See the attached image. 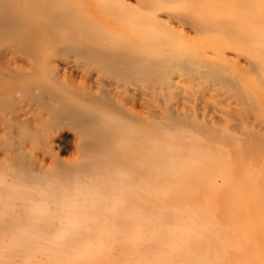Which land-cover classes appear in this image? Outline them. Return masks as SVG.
<instances>
[{"label": "rangeland", "instance_id": "obj_1", "mask_svg": "<svg viewBox=\"0 0 264 264\" xmlns=\"http://www.w3.org/2000/svg\"><path fill=\"white\" fill-rule=\"evenodd\" d=\"M15 1L16 0H0V204L3 205H0V231L1 228H3L2 230H4L3 232H5L6 235L9 233L8 237L5 235L6 238H4L5 236H1L3 232H0V244L2 243L1 245L4 247L5 243L3 242H8L6 243L7 250L12 247L14 250V248L20 245V241L31 233H26L30 231L28 230L30 227L33 228L31 231H36L35 229L38 230L36 227L40 226V231H36L39 233L40 237H37L43 240L44 238H42V236L48 234L49 239L51 237L49 243L51 245L53 243L52 246L55 245L53 249H55L56 246L57 248L61 247V245H56L57 242H54L56 240L54 236L57 233L53 231H56L57 229V232L61 230L59 233L62 232V230L65 234L66 232L69 233V231L66 230L67 226L60 222L58 216H60L59 214L62 212L60 208L63 209L62 205L65 198L66 202L69 201V204H73L70 203V200H74L73 193H69L70 191L68 192V189L70 190L71 186V190L74 191L73 188L75 184L73 185L72 183H74V181L76 182V179L72 176L71 178L73 181L70 178L68 179L67 177H69L68 175L70 174L66 173L70 170L68 173L77 177V182L79 181L80 183L76 182V184L84 183L85 186H87V184L89 186L90 183L88 181L85 182V179L89 176L86 174L92 173L91 171L88 172V166L90 165V170L95 171V169L91 166L94 164L92 161L99 159L100 155L104 158L105 156L103 157V154L109 156L108 158L105 157L108 162H112L114 160L112 158L116 156L126 154L127 156L124 155L123 158L126 159L127 157V160L123 159L119 161L118 158L121 157H116L117 159L115 160L121 162V165L124 162L122 166L125 167V170L123 172L126 177H131L129 180L132 181V183L136 184L137 181L134 182V180H137L139 177H143V179L141 178L142 181L147 184L143 189V193H145L150 203H153V193L155 192L152 189L155 182H159L162 179V176L159 171L157 172L155 170L156 166H154L155 164L151 162L152 158L148 157L150 159L149 160L144 152L148 150V148H154V146L157 147L162 144L161 142L165 140V138H163V134L166 136V134L169 133L171 137L172 135H174L173 137H177L178 132L181 131L185 134L182 133L181 136L183 137H178L179 139L177 138L175 142L181 146V155L185 157L187 154L186 150L188 151L186 145H184L185 141L186 144H188V138L190 136H195L194 133L198 132L196 133V137L200 136L199 138L202 139H200L201 141L199 143L201 148L205 145V142L208 144L206 138H213L214 135L218 141L222 142L223 139V142H220L221 144L219 145L217 143L218 141L214 140L216 141L215 144L212 140L213 143H210V138L208 144L209 146L211 144V146L215 145V148L220 146L222 151L224 149L223 155L225 150H227L229 151L227 152L229 154L225 152V155H228L231 158L235 155L237 160L233 157L232 160L234 163L230 162L232 163L230 164L228 160L226 164V162L223 161L225 162L223 163V168H228H224L225 170H223L224 175L222 190L224 193H222L224 196L222 195L221 199L224 201V203L221 201L223 205L221 206L223 207V218L225 216L223 223L229 225L228 223H230L229 221L231 219L230 214L228 213L234 210V205H236L237 210L235 209L236 211H234L237 213L236 215H238L237 217L239 218V227L244 228L245 226L246 228L244 229L247 231L249 230L248 232L244 229H240L239 231V227L237 228V236L239 237L238 241L241 246L236 254V256H238L237 260H239V264H247L248 260L250 264H264V243H262L264 242V239H262L264 235V97L261 99L258 98L259 100H255V98H252L251 95H248L250 93L245 90V92H243V89H240V85L238 86V83L235 82L237 80L235 77L240 78L239 75H241V77L244 75L246 78L249 75H251L249 77L254 76V70L252 71L253 67L249 64L248 60L243 58L245 56L237 58L230 54L228 56L227 63L224 65L216 64V61L214 60L215 58L212 55L211 57H208L210 53L207 54L205 53L204 48L202 49L204 39L202 40V37L196 38V36L188 29L186 21H188L187 19H189L192 14L202 16L200 9L195 7V5H192L193 3L190 0L189 2L185 0H176L175 5H173L175 0H172L171 2H169V0H158V4H156L155 0H151V2L148 0H141V2L139 0H136L137 2L135 0H122L126 1L124 3L122 1L120 2V0H23L25 6H31L29 8L31 9V15L29 18H24L19 13L16 14V7L14 6V9L12 8ZM140 3H143L142 6H146V8H142ZM159 3L161 5L164 3L163 7ZM123 4L124 6H122ZM138 6H140L141 9H139L140 7ZM180 6L182 8H179ZM152 7H154V9ZM148 8L150 12L147 11ZM176 8L178 13L175 12ZM185 8H187V10ZM190 9L193 11L191 12ZM217 9L216 12H220L222 10L220 8ZM123 10L127 14L125 12L124 14ZM142 10H145L144 13L148 15L157 13L159 15V12L168 15L165 16L162 13L159 15L163 18V20L166 17L165 21L168 25L165 24L164 29L163 25L157 27V30L160 31L156 32L155 22L151 21L152 15H150V18L148 17V20L147 17H145L148 15L143 14ZM165 10H168L166 11L167 14L165 13ZM170 10H172L174 14H172ZM179 10L182 12L179 13ZM184 10H189L191 13L185 12ZM135 12L138 13L139 17ZM185 13L186 15L183 16ZM188 13H190L189 17ZM168 17L170 18V21ZM179 18H186L185 20L182 19V21L184 20L183 24H186L184 33L177 31V28L175 29L176 32L173 30V28H175L173 27V23L178 22ZM175 19H178V21ZM140 21H142V23ZM148 21L150 23H147ZM169 23L172 26H170ZM133 24H139V26L137 25L139 28L136 29L137 26L134 27ZM144 24H146L147 27H145ZM151 24L153 25V28ZM140 27H143V29ZM162 29L164 32L161 31ZM143 31L147 33L144 34ZM172 31L173 33H176H174L176 37L171 33ZM245 41L246 40L243 42L245 43ZM196 43L201 44H199V46L196 45ZM242 43L240 44L241 47L243 45ZM151 44L154 45L151 46ZM245 45L246 47L249 46L247 44ZM198 47L202 50V52L198 49ZM246 49H249L247 50V53L250 55L252 53L251 49ZM190 54L192 57H187ZM193 54H197L198 57ZM199 55H201L200 57H203V60L199 58ZM188 59L195 62H199L198 60L200 59L201 65L200 63H197L198 66H193L188 62ZM212 60L215 62L213 63ZM247 63L249 65H247ZM214 64H216V67ZM210 67H212L211 69L214 67L217 69L214 68L216 71H213L214 69L211 70ZM213 102L218 105L215 106ZM253 102L256 104H253ZM210 103L211 105L212 103L214 105L211 106ZM213 106H215V108L217 107L216 111L219 115L224 116L223 122L214 118L213 115L217 114V112L215 109H212L214 108ZM220 109L224 114L219 113L221 112ZM203 114H210L213 117L210 116L211 119H209V115L207 117L203 116ZM225 114L228 115L225 116ZM229 115L231 116L229 117ZM202 116L204 117V120L207 121L209 119L211 121V123L210 121H208L209 123L207 122L210 125H208L206 121H202ZM185 117L187 118L185 119ZM188 117H190V119ZM230 118H233L234 121ZM191 120L192 122L194 120L192 125V122H190ZM212 122L216 125L212 124ZM226 124H229L230 126L228 125L227 127ZM236 124L237 128H232V126ZM173 126L177 127V129H174ZM210 126H213V128ZM215 126L218 129H214ZM201 127H207L206 132L207 130H210L207 132L208 134ZM116 128L119 129L116 130ZM170 128L171 132L169 131ZM182 128L184 129L183 131ZM210 128L212 129V132ZM186 130H189L191 135L190 132H185ZM161 131L163 134H161ZM209 133L212 135H209ZM186 134L188 136H186ZM197 134L199 136H197ZM202 134L205 135L203 136ZM127 135L129 137L131 136V139ZM155 135L158 138H156ZM146 137H148L147 142L145 141V139H147ZM143 138L144 142H140V139L143 140ZM230 138L234 140L232 141ZM178 140H181V143H179ZM203 140L204 144L202 142ZM235 140L237 143L234 142ZM110 143L112 146L109 145ZM145 143H148L147 146L149 147L147 148L146 146L147 149L143 146H137L138 144L146 145ZM182 145H184L185 148H182ZM232 145L236 149L234 152L232 150L234 149L232 148ZM211 146L209 147V150L214 148ZM224 146H226V148ZM141 147L146 150L144 149L145 151H143ZM109 148L111 149L110 152L108 151ZM131 148L133 153L135 152V149L138 151L140 150V153L142 150V153L140 154L137 151L136 153L139 155H136L135 153L134 156L131 153ZM183 149H185L184 151L186 154H184ZM213 150L211 152H214ZM237 152L238 154H236ZM110 153H112L111 156L113 154L115 156L113 155L114 157H111ZM140 156L146 159L143 160V164L145 165L142 166L148 167L144 169L143 173L141 172L143 171V167L140 166V164H142V158L140 159ZM229 157H227V159ZM223 158H226V156H223ZM105 159H103V161ZM137 159L140 161L138 162ZM132 160L136 161L135 164H137V166L133 165L134 163ZM107 161L104 163H108ZM145 161L151 165H147ZM128 162L133 163V172ZM115 163L118 164L117 161H115ZM228 163L230 165H228ZM151 166H153L154 169ZM85 168L88 171H86ZM229 168H231L232 172ZM79 170L83 173L82 176ZM116 170L117 169L113 170V172ZM65 171L67 172L65 173ZM85 171L87 173H85ZM225 171L232 176L225 174ZM81 177H85V179L83 178L84 180H82ZM231 177L236 180H231ZM62 178H65L64 180L66 181L68 179V182H71L70 186L65 184L69 187H66V189L68 188L66 194L62 193V190L65 189L64 182H66L60 181ZM228 178H230V180ZM95 181V179L90 181L92 184V186L90 185V188L94 187L93 183H95ZM138 181H140V179H138ZM229 181L230 184L233 185L232 187L228 185ZM231 181L232 183L234 181L236 182L232 184ZM97 182L101 184H112L113 181H107L106 176H103V178L97 180ZM56 183H58V185ZM88 186L87 188L90 189ZM59 187H61V190ZM52 188L53 190H51ZM87 188L85 187V189ZM226 188L229 189V191H227ZM85 189L83 190V187H81V191L83 190L84 193L88 190ZM233 189L235 193L230 192ZM133 190L134 189L132 188L129 189L130 195H128V199L137 198ZM63 191L66 192L65 190ZM83 191L82 195L84 196ZM231 193L236 196L233 197ZM48 194L51 195L50 197L53 196L52 198L54 199V202L52 199V202L49 201L50 197ZM63 194H65V198ZM21 195L24 199H26H21ZM82 195H80V198ZM9 196L11 197V200ZM41 196L43 197V202H41ZM86 196L88 197L87 193L84 197ZM17 197L21 200H18ZM92 197H90V199H97L96 204L102 207V205H100V200L98 202L97 195ZM27 198L30 200L26 201ZM228 198L229 200L226 201ZM2 199L7 200L8 202L6 201L5 203ZM55 199H57L56 203L57 201H60L61 203L57 204L58 206L61 205L59 207V212L54 211L55 209H58V206H55L53 209ZM44 200H46L48 204H45L46 202ZM20 201L23 204L25 201L26 203H29L30 201H33L34 203L31 204L32 206H30V203H25L28 206L25 205V208H23V204L22 207L21 203L19 204ZM48 201L51 203L52 207ZM35 203L36 206H34ZM230 203H233V205L231 204L232 209L231 205L229 206ZM37 204L38 206L40 204V208L42 207L44 209L43 211L46 212H44L45 216H47L46 218L43 213V217L40 216L41 219L40 217L35 216L37 211L33 210L39 209ZM41 204L44 205L42 206ZM227 205L228 208H226ZM5 206L8 207V210L6 208H2ZM27 207L29 211L30 209L32 210L27 213L23 212L27 210ZM42 208L40 209V212L38 210V213L42 212ZM47 208H49V210ZM4 209H6V211ZM32 211L33 213L35 212V215L31 214ZM52 211H54V214ZM224 211H226V213ZM27 215L29 216V219L24 217ZM31 215L35 219V221L33 219V222H31L32 218L30 219ZM49 215H53V220ZM226 215H229L228 218L230 220L226 218ZM260 216L262 217L259 218ZM11 217L15 218V220L18 218V222L22 217L19 223H21V225H23L22 223L24 221V223H28V231L26 230L28 224H24L25 228L24 226L22 228L20 226L18 227L19 223L17 221L15 223L14 219H10ZM48 217L51 219L47 220L49 219ZM254 219L256 221H253ZM126 222L125 217L118 221L119 225L125 224ZM246 222L249 223L246 224ZM8 223L9 227H13L10 228L11 230L6 226ZM10 223H12V225H10ZM15 224H17L18 228L15 227ZM42 224L44 226L47 224L48 226L53 225L55 226V230H50V232L43 234L42 230L45 227ZM249 224H253L254 226H251L252 231ZM226 225L224 227V237L227 242V238L229 236V226L226 227ZM41 227L43 229H40ZM52 228L54 229V227L51 226V229ZM7 230L10 231L6 232ZM21 230L23 233L25 230V235ZM94 231L95 232H93V234L96 232L99 234L98 231ZM13 232L15 235H13ZM36 232L31 233L27 238L32 239V234H34V240L39 241V238H36ZM245 232L247 234H245ZM68 233L66 238L69 239L72 233L70 232V235ZM249 233L252 235L250 234V236ZM20 234H23L24 236H20ZM65 234L61 233L63 239H65ZM244 234L248 238L249 236L252 237L254 235L252 238H255V242L257 241L259 247H257L258 245L255 246L256 243L253 242L254 240H252V238L251 242H249L251 244L247 242L248 238L244 241ZM62 236L59 238V241ZM13 239L16 240V243L19 242L17 246H14L16 244ZM24 240H26V238ZM30 241L32 242V240ZM45 241L48 242L46 238L44 239V243ZM62 241L63 240L61 239L59 243L64 244ZM26 242L27 240L21 242V245H28L29 243L31 246L34 245L31 244V242ZM246 242L248 245L245 246V248L244 245ZM9 243L12 244L10 245ZM1 245L0 248L2 250ZM8 247L10 248L8 249ZM257 248H260V252H257ZM30 249L31 248L28 250ZM245 249L247 251H252L254 249V253L252 252L250 255V252L248 253ZM247 253L249 255H247ZM245 254L248 258H245ZM258 254L261 255L259 256L260 259L256 256ZM262 255L263 260L261 261ZM255 256L258 257V259H255ZM33 264L43 263L33 262Z\"/></svg>", "mask_w": 264, "mask_h": 264}, {"label": "bare ground", "instance_id": "obj_2", "mask_svg": "<svg viewBox=\"0 0 264 264\" xmlns=\"http://www.w3.org/2000/svg\"><path fill=\"white\" fill-rule=\"evenodd\" d=\"M21 1L16 0L14 5H12V8L14 9V6H15L17 9L16 14L19 13L22 17L29 18L31 15V9H29V8L31 6L27 7L24 5L23 0H21ZM121 1L122 0H120V2ZM139 1L141 2V0H139ZM148 1L151 2V0H148ZM155 1H156V4H158V0H155ZM171 1L172 0H169V2H171ZM185 1L189 2V0H185ZM190 1H192V3H193L192 5H195V7L200 9V12H202V14H201L202 16H198L197 14L196 15L192 14V16L189 17V14L193 10L191 11V9H190L191 12L189 10L188 11L184 10L185 12H190V13H188L189 19H187L188 21H186L187 25H188V29L192 34H194L196 36V38L202 37V40L204 39V41L202 43V49L204 48L205 53H207V54L210 53V55H208V57L209 56L211 57V55H212L215 58L214 60L216 61V64L224 65L227 63L228 56L230 54L234 55L237 58H241V57L245 56L243 58H245V60H248L249 64L252 65V67H253V68L252 67L251 68H252V71L254 70V76L249 77V76H251V75H249L248 76L249 78L248 77L246 78V76H244V75L242 77H241V75H239L240 78L235 77V79H237L235 82L238 83V86L240 85V87H241L240 89L241 90L243 89V92L247 91L248 93H250L248 95H251L252 98H255V100L258 98H260V99L263 98L264 97V0H190ZM122 2L124 3L126 1H122ZM142 4H141V6H142ZM162 4L164 5V3H162ZM175 4H176V0L173 2V5H175ZM163 5H161V6L163 7ZM186 5H188V4H186ZM122 6H124V4ZM138 7H140V6H138ZM171 7H173V6H171ZM142 8L145 9L146 6L145 7L142 6ZM152 8L154 9V7H152ZM179 8H182V7L180 6ZM187 8H190V7H187ZM187 8H185V9L187 10ZM217 8H220L222 10L221 11L219 10L220 12H216ZM139 9H141V7ZM166 9H167V7H166ZM121 10H122V8H121ZM142 11H143L142 12L143 14H146V13H144L145 10H142ZM147 11H149V8L147 9ZM166 11H168V10H165V13L167 14ZM177 11L178 10L176 8L175 12H177ZM124 12L125 11L123 10V13ZM170 12H172V10H170ZM181 12L182 11H180L179 13H181ZM152 13H154V12H152ZM155 13H157V12H155ZM160 13H162V12H159V15H160ZM136 14L138 16V13H136ZM162 14H164V13H162ZM172 14H174V13L172 12ZM146 15H148V14H146ZM150 15H152V14H149L148 16H145V15L144 16L147 17V19L149 20V18L151 17ZM159 15L157 13V14H153L151 17V21L155 22L156 30L158 29L157 27H160L162 25H163V29H164V25L167 24L165 21L166 17L163 20V18H161ZM169 15H170V13H169ZM185 15H186V13L183 16H185ZM133 16H135V15H133ZM165 16H168V15H165ZM178 16H181V15H178ZM14 18H15V16H14ZM176 18H177V16H176ZM180 18H179V21H178V19L177 20L175 19L178 22L173 23V25H174L173 27H175V28H173V27L172 28H173V30H175L177 28V31L184 33L186 24H183V21L186 18H182V19H184L183 21ZM168 19L170 21L169 17H168ZM26 20H28V19H26ZM29 21H30V19H29ZM140 22L142 23V21H140ZM147 23H150V22L148 21ZM133 25H134V27H136L137 25L139 26V24H133ZM144 25H145V27H147L146 24H144ZM169 25H170V23H169ZM179 25H181V26H179ZM138 26L136 27V29L139 28ZM141 26H143V25H141ZM170 26H172V25H170ZM131 27H132V25H131ZM140 28L143 29V27H140ZM152 28H153V25H152ZM161 28H159V29H161ZM172 28H171V30H172ZM142 29H140V30H142ZM163 29L161 31H163ZM165 30H167V29H165ZM159 31L160 30H157L156 32H159ZM175 32H176V30H175ZM40 33H41V31H40ZM146 33L144 32V34H146ZM148 33H149V31H148ZM171 33L174 35L173 31ZM169 34H170V32H169ZM185 35H187V34H185ZM145 36H147V35H145ZM165 36L168 37L167 35H165ZM174 36L176 37V35H174ZM182 37H184V36H182ZM177 40H178V37H177ZM186 40H187V38H186ZM244 40H246L245 43L243 42ZM241 43L243 44L242 47L240 46ZM199 44H201V43H199ZM199 44L196 43V45H199ZM245 44L249 45L250 47L249 46L246 47ZM152 45H154V44H151V46ZM246 48L251 49L252 53L250 55H249V53H247V50H249V49H246ZM198 49H200V48L198 47ZM189 51H187V52H189ZM200 51L202 52L201 49H200ZM207 54H205V55H207ZM193 55L197 56V54L196 55L193 54ZM189 56L192 57L191 54L188 55L187 57H189ZM200 56L201 55H199V58H201L203 60V57H200ZM193 60L188 59V62L191 63L193 66H198L197 63H200V65H201L200 59L198 60L199 62H197V61L195 62ZM214 60H212L213 63L215 62ZM190 61H192V62H190ZM212 61H210V62H212ZM194 62H195V64H194ZM210 64H212V63H210ZM216 64H214L215 67H216ZM249 64L247 63V65H249ZM203 68H205V67H203ZM211 68L212 67H210V69ZM213 69H211V70H213ZM215 69H217V68H215ZM215 69L213 71H216ZM218 69H219V67H218ZM221 69H222V67H221ZM224 75H226V74H224ZM228 77H230V76H228ZM243 92H242V94H243ZM213 103H212V105H214V104H215V106L218 105L216 103H214V104ZM254 103L255 102H253V104ZM210 105H211V103H210ZM215 106H213L214 108H212V109H215V111H216L217 107L215 108ZM220 111H221V109H220ZM206 113H209V112H206ZM219 113H223V112L221 111ZM210 114H206V115L203 114V116L208 117V115H209V119H211ZM227 115L228 114H225V116H227ZM203 116H202V118H203L202 121H206V120H204ZM213 116H214V118H216L217 120H220L221 122L224 121V116L219 115L218 112H217V114H214ZM213 116H211V117H213ZM230 116L231 115H229V117ZM186 118L187 117H185V119ZM188 118L190 119V117H188ZM193 119H194V117H193ZM195 119H197V118H195ZM209 119L206 121V123L208 121H210ZM230 119H233V118H230ZM230 119H228V120H230ZM233 121H234V119H233ZM190 122H192V120ZM193 122H194V120H193ZM193 122L191 123V125L193 124ZM210 123H211V121H210ZM218 123H219V121H218ZM196 124H194V125H196ZM212 124H215V123L212 122ZM229 124H231V123H229ZM229 124H226L227 127ZM208 125H210V124H208ZM208 125H205V126H208ZM238 125H241V124H238ZM199 126H200V124H199ZM119 128H116V130H118ZM173 128L177 129V127H175V126H173ZM201 128L204 129L206 132L207 127L206 128L201 127ZM211 128H213V126ZM229 128H231V127H229ZM232 128H237V124L233 125ZM238 128H239V126H238ZM214 129H218V128H216V126H215ZM170 130H171V128L169 129V131ZM183 130L184 129L182 128V131ZM231 130H233V129H231ZM209 131L207 130V132H209ZM214 131H216V130H214ZM164 132H166V131H164ZM180 132L181 131L178 132L177 137L176 136L173 137L174 135H172V137H171V135L169 133H167V134L165 133L166 134V136H165L162 132L161 134H163V138H165V140L163 142H161L162 144H160L157 147L152 145V146H154L155 149L153 147L148 148L149 147V146H147L148 143H145L146 145H139L140 143L137 145L138 147L143 146L145 148L147 146L148 150H146L147 148L145 149L142 147H141V149H143V151L146 150L144 152L145 155L147 156V158L148 157L152 158L151 162L155 164L154 165V166H156L155 170L157 172L159 171L161 176H162L161 177L162 179L160 178L161 180L159 179L160 180L159 182H155V185L152 189L155 192V193H153L154 194L153 195V200H154L153 203H150V201L146 197L145 193H143V189L147 185L144 181H142L143 177H141L142 178L141 179L138 176L139 177L138 179H140V181H138V179L134 180V182L137 181L135 184L129 180V178H131V177L128 178L125 176V173L123 172L125 170V167L122 166L124 162L122 161L123 163L121 165V162H119V161L125 159L123 157L126 154H123L121 156H116L117 158L121 157V158H118L119 161L115 160L117 158L114 157L115 156L114 154H113L114 156L112 155L114 157L112 159L117 161L118 164L115 163L114 160L113 161L111 160L112 162H108L106 159L109 156H106V154H103V157L104 156L107 157L106 159H105V157L102 158L101 155L99 154L101 159L99 157H98L99 159L96 158L97 160L92 161L94 164L91 165L93 167V169H95V171L90 170L91 167L89 165L88 166L89 171L86 168H85V170L88 172L91 171L92 173L86 174V175H89L87 177V179H85V177H83L85 179V182L88 181L91 186H92V184L90 181H92L93 179L96 180L95 183H93V186H94L93 188L92 187L90 188V185L88 186V184H87V186L90 188V189H88L84 183L83 184H76L77 177L73 174L71 175V173H68L70 170L68 172L65 171V173L67 172L66 174H70V175H68L69 177H67V176H64V177H67L68 179L70 178L72 181H73V179L71 178V176L74 179H76V182L74 181V183H72L73 185L75 184V186H74L75 189L73 188L74 191L71 190L72 189V187L70 186L71 182H68V179H67V181L64 180L65 178L64 179L62 178L63 180L60 179V181H63V182L66 181V182H64V185L66 184V185L70 186V188H71L69 190L68 186L63 185L65 188V189H63V187L61 185L62 189L66 191V192H64L62 190V193L66 194L67 189H68V192L70 191L69 193H71V192L73 193V199L74 200H70V203H73V204H69L68 203L69 201L66 202V198L64 196L65 194H63V196L65 198V200H63V205H62L63 209L60 208V210H62V212H61V214L58 213L60 215V216H58L60 222H62L63 224H65L67 226L66 230H68L69 233L66 232V234H65V232L63 233V230H62V232L59 233V231H61V230H59L57 232V229H56V231H53V230H55V226L51 225L52 227H54V229L53 228L51 229V226L50 225L48 226V224L46 226H44L42 224L45 228L43 229L41 227L40 229H43L42 230L43 234L50 232V230L57 233L54 236L56 239L54 242L55 243L57 242L56 245H61V247L57 248V246H56L57 249L56 248L53 249L55 247V245L52 246L53 243H52V245L49 243V240H51V237L49 239V237H48L49 235L46 234L48 237V239H47L46 235L42 236L43 234L41 233L42 235L41 234L40 235L42 236V238H44V239L46 238V240H48V242L45 241V243H44V239L42 240L41 238H39L40 237L39 233L36 232L39 230L40 226L36 227V228H38V230L37 229H35L36 231L33 230L34 232L37 233L36 238H39V241L34 240V237H35L34 234H32L33 235V238L31 237L32 239H30V238L28 239L27 237L31 233H34L33 231H31L33 228L32 227L29 228V224L24 223L25 221L22 223L23 225H21V223H19L23 216L21 217V219L19 218L20 219L19 222L17 221L18 218L15 220V218L11 217L10 219H14L15 223H16V221L19 223L18 227L20 226L22 228L24 226V228H25V225L28 224L26 227V230L29 228L28 230H30V231L26 232V233H30V232L31 233L29 235L27 234L28 236L26 235L27 237H24V239L26 238V240H27L26 243L31 242L30 240H32L31 244H34V245L31 246V245H29L30 244L29 243L28 245L22 244V245H27V246H22L21 242L26 241L23 239L20 241V245L18 247L14 248V250H13V247L11 248L12 250L9 249L10 247H8V249L10 250L9 251V250H7V247H6V243H8V242H3V243H5V245H4V247H6L5 249H3L4 247H3V245H1L2 244L1 243L0 245L2 246V250L0 248V263H4V264H33V262H35V263L41 262L43 264H239V262H238L239 260H237L238 256H236V254L238 253V249L241 248V246L239 244L240 242L238 241L239 237L237 236V230L239 229V231H240V229H244L246 227L245 226H244V228L239 227V225H240V224H238L239 218L237 217L238 215H236L237 213L235 212L237 210L236 205H234L235 206L234 208L236 210L233 208L235 211L232 210L231 212L229 211L230 213H228V214H230L231 220L228 218L229 215L228 216L226 215V218L230 220V221L228 220L230 222V223H228L229 225H226V223L224 224L223 219L225 218V216L223 218V210H222L223 207H221V206H223L222 202H221L223 200H221V199H222V195L224 193V191L222 190L223 175H224L223 170L228 169L227 167H224L225 169L223 168V163L226 162V164H227L228 160H229V163L230 162L234 163L232 158L234 157V159H236V157H235V155H233L231 158L228 155H225V152L226 153L229 152L227 150H225L224 155H223L224 149L222 151L220 146L215 148V145L211 146L212 145L211 144L210 146L214 147L213 148L214 150L213 149L209 150L210 146L208 144H209L210 138H211L210 143H213L214 140L218 141L215 138L216 136H214V135H213V138L209 137L207 135L209 137V138H206V141H208V144H206V142H205V145L203 146L204 148L203 147L201 148L199 143L202 139L199 138L200 136L198 134H197V136H199V137H196V133H198V132L194 133L195 136H190L188 138V144H186V141H185L184 145H186L188 151L186 150V152H187V154H186L184 151L185 149H183L184 154H186V156L184 155L185 157H183L181 155V151H180L181 146L175 142V140L178 137H181V138L183 137L181 135L184 132H181V133ZM185 132H190V131L186 130ZM205 132H203V133H205ZM211 132H212V129H211ZM168 134L170 135V137ZM215 134H217V133H215ZM219 134H221V133H219ZM222 134H224V133H222ZM227 134H225V135H227ZM156 135H157V133H156ZM190 135H191V132H190ZM209 135H212V134L209 133ZM158 136H160V135H158ZM186 136H188V135L186 134ZM222 136H224V135H222ZM227 136H229V135H227ZM234 137H236V136H234ZM110 138H112V137H110ZM129 138L131 139V136ZM146 138L147 139H145V141L147 142L148 137H146ZM156 138H158V137L156 136ZM132 139H134V138H132ZM183 139H185V138H183ZM109 140H111V139H109ZM140 140H139L140 142H144V138H143V140L142 139H140ZM236 140L234 142L237 143ZM216 141H214L215 144H216ZM158 142H160V141H158ZM202 142L204 144V140ZM220 142L221 141H218L217 143L220 145L223 142V139H222V142L221 143ZM227 142H229V141H227ZM179 143H181V140L179 141ZM203 144H201V145H203ZM228 144H230V143H228ZM109 145H111V143ZM175 145H177V146H175ZM184 145H182L183 146L182 148H185ZM221 146H223V145H221ZM134 147H135V145H134ZM224 147L226 148V146H224ZM230 147H231V145H230ZM232 148H234L233 145H232ZM110 150L111 149L109 148L108 151L110 152ZM131 150H132V148H131ZM212 150L214 152H211ZM232 150L234 152V150H236V149L234 148ZM101 151H103V150H101ZM137 151L138 150L135 149V152L133 153V150H132L131 153L134 155ZM244 151L249 153L246 150H244ZM111 152H113V151H111ZM138 153H140V150L138 151ZM138 153H136V155ZM141 153H142V150H141ZM111 154L112 153H110V156H111ZM182 154H183V152H182ZM227 154H229V153H227ZM236 154H238V152ZM108 155H109V153H108ZM223 156H226V158H223ZM230 156H231V154H230ZM227 157H229V158L227 159ZM141 158L142 157L140 156V159ZM103 159H105V160L103 161ZM133 159H134V157H133ZM144 159L145 158H142V164H140L141 162L139 163L140 166L145 165V164H143ZM223 159H225V160H223ZM226 159H227V161H226ZM125 160H127V157ZM137 160H138V162L140 161L139 159H137ZM236 160H234V161H236ZM106 161L108 163H104ZM128 161H131V160H128ZM223 161H225V162H223ZM135 162L136 161H133L134 164L132 162L131 163L128 162L130 164L131 169L133 168L132 164L137 166V164H135ZM145 163H146V161H145ZM229 163H228V165L232 164V163H230V164ZM146 164L149 166L151 165L148 163H146ZM231 166H233V165H231ZM151 167L154 169L153 166H151ZM130 168H129V170H130ZM135 168H137V167H135ZM138 168H139V166H138ZM145 168H148V167L145 166V167H143V171H141V170L140 171L143 173ZM115 169H117V170L114 171L115 172L114 173L113 170H115ZM229 169L231 170V168H229ZM86 171H85V173H87ZM227 171H229V170H227ZM79 172H80V170H79ZM132 172H133V169H132ZM231 172H232V170H231ZM72 173H73V170H72ZM80 173L82 176L83 173L82 172H80ZM134 173H135V170H134ZM136 173H138V172H136ZM77 174H78V172H77ZM225 174H229V173H226V171H225ZM231 174H233V173H231ZM140 175H142V174H140ZM103 176H106L107 181H113L112 184L98 183L97 180L102 179ZM229 176H232V175L229 174ZM61 177H63V176H61ZM83 178L81 177L82 180H84ZM78 179H80V178H78ZM81 179H80V181H82ZM133 179H135V178H133ZM228 179L230 180V178H228ZM231 180H236V179L235 178L233 179V177H231ZM234 182H236V181H234ZM234 182L232 183V181H231L232 184H234ZM60 183H62V182H60ZM224 183H227V182H224ZM228 183H229L228 184L229 186H231V187L233 186L230 184V181ZM46 184H48V183H46ZM56 184L58 185V183H56ZM228 185H227V187H228ZM236 185H238V184H236ZM59 186H60V184H59ZM84 186L88 190L85 189ZM224 186H225V184H224ZM241 186H240V188H241ZM61 187H59V189ZM66 187H68V188L66 189ZM81 187H83V190L84 189L87 190V191H85V193L83 190L82 191H83L84 196L87 193L88 197L87 196L84 197L82 195ZM131 188L134 189L133 191L136 194L135 196H137L136 199H128L127 198L128 195H130L129 189H131ZM234 189L231 190L230 192L235 193ZM51 190H53V188ZM60 190H59V193H60ZM227 191H229V189H227ZM227 191H225V192H227ZM261 191H260V193H261ZM232 193H231V195H232ZM236 193H240V192H236ZM80 195H82L81 198H80ZM96 195L98 197V202L100 200V202H101L100 205H102V207L98 206L96 204L97 199L96 200L90 199V197L96 196ZM50 196L51 195H49V197ZM232 196L234 197L236 195L233 194ZM21 197H22V195H21ZM52 197H50L49 198L50 200L49 199L48 200L51 201V199H52V201L54 202V199ZM17 198H18V200L24 199L23 197L21 199H19V197H17ZM44 198H48V197H44ZM5 199H7V198H5ZM57 199H60V198H57ZM57 199H55V203H54L55 205L53 206V209L55 206H58L57 205L58 203L61 204L60 201L59 202L57 201V203H56ZM67 199H68V197H67ZM235 199H236V197H235ZM7 200H3V201H5V203H6ZM10 200H11V197H10ZM15 200H14V202H15ZM29 200L27 198L26 201H29ZM31 200H32V198H31ZM42 200H43V197L41 198V202H43ZM228 200H229V198L226 201H228ZM26 201L25 202L23 201L24 204L21 201L19 202V204L21 203V207L23 204V208H25L24 206L28 203V202L26 203ZM44 201L46 202L45 204H48L46 200H44ZM16 202H17V200H16ZM29 203H30V206H32L31 204H33L34 202L30 201ZM36 203L34 206H36ZM223 203H224V201H223ZM235 203H238V202H235ZM231 204L233 205V203H230L229 206ZM0 205H2V204H0ZM50 205H51V203H50ZM232 205H231V209H232ZM17 206H18V204H17ZM26 206H28V205H26ZM37 206H38V204H37ZM60 206L61 205H59L58 209H55L54 211L59 212ZM38 207H39V209L38 208L37 209L40 212V209L42 207L40 208V204ZM51 207H52V205H51ZM2 208L7 209L8 207L5 206ZM226 208H228V205ZM6 209H4V210L6 211ZM26 209L28 210V207ZM47 209L49 210V208H47ZM27 210L23 211V212L27 213V212H30L32 209H30V211L29 210L27 211ZM38 210H33V211H37L36 215L34 214L35 212L33 213V211L31 214L32 215L34 214L36 217H40L45 212V211H43L44 210L43 208H42L41 213H38ZM54 211H52L53 214H54ZM224 212L226 213V211H224ZM38 214H39V216H38ZM32 215L30 217V219L32 218L31 222H33V219H34V217H32ZM19 216H21V215H19ZM27 216H24V217L29 219V216L28 217ZM44 216H45V214H44ZM52 216H50V217H52ZM46 217L47 216H45V218ZM124 217H125V220L127 222L125 224L119 225L118 221ZM261 217L262 216H260L259 218H261ZM40 219H41V217H40ZM50 219L51 218H49L47 220H50ZM255 219L253 221H256ZM52 220H53V217H52ZM34 221H35V219H34ZM262 221H263V219H262ZM54 222H55V220H54ZM257 222H258V220H257ZM12 223H13V221H12ZM12 223H10V225H12ZM42 223H44V222H42ZM248 223L249 222H246V224H248ZM253 223H255V222H253ZM94 224H96V225H94ZM15 225H16L15 227H17V224H15ZM93 225H94V227H93ZM225 225H226V227L229 226V230L226 228L229 231L228 232L229 236L227 238V242H226L225 237H224L225 236L224 235ZM6 226L9 227V223H8V225L6 224ZM251 226H253V224L250 225V228H251ZM10 228H13V227L10 226L8 229H10ZM17 228H15V229H17ZM2 229L3 228H1V231L3 232L4 230H2ZM94 230L98 231L99 234H97V232L95 234H93V232H95ZM244 230H246V229H244ZM9 231L7 230L6 232H9ZM251 231H252V228H251ZM70 232L72 233L71 235H70ZM3 233H4V235H3ZM3 233L1 234V236L4 237L6 235V233L5 232H3ZM22 233H23V231H22ZM24 233H25V230H24ZM61 233L65 234L64 235L65 239H68V238H66L67 237L66 235L68 233L70 235V238L68 240L63 239V236L61 235ZM243 233H244V231H243ZM252 233H254V232H252ZM8 234L6 235L7 237H8ZM23 234H20V236ZM245 234H247V233L245 232ZM250 234L251 233H249V235ZM13 235H15L14 232H13ZM13 235H12V237H13ZM6 236L4 238H6ZM37 236H39V237H37ZM61 236H62L61 239L63 240L62 243H64V244L59 243L61 241V239L59 241V238ZM250 236H249L250 240L246 235H245V238L243 236L244 241L246 240V238H248L247 242L248 243L251 242V238L254 235L252 237H250ZM15 237H17V236H15ZM263 237H264V235H263ZM263 237H262V239H264ZM14 239H16V238H14ZM252 240H254L253 242L256 243L255 246H257L258 243H257V241L255 242V238H252ZM9 241H10V239H9ZM14 241L16 244L14 246H17V244L19 242L16 243V240H14ZM247 242L245 243V245L243 244L244 247L248 245ZM262 243H264V242H262ZM249 244H251V243H249ZM10 245H7V246H10ZM252 246H253V244H252ZM255 246H254V248H255ZM28 247L31 249L28 250L29 249ZM257 247H259V245ZM259 249L257 250V252L259 251ZM253 250L252 251L246 250V251L248 253L250 252V255H251L252 252L254 253ZM263 252H264V249H263ZM248 253H247V255H249ZM255 254H256V252H255ZM259 254L256 256H258V257L261 256ZM258 257H256L255 259H258ZM245 258H248L246 256V254H245ZM259 259H260V257H259ZM240 260H242V259H240ZM250 260H251V258H250ZM262 260H263V255H262L261 261ZM244 261H247V260H244ZM252 262H253V260H252ZM248 263H249V260H248L247 264Z\"/></svg>", "mask_w": 264, "mask_h": 264}]
</instances>
